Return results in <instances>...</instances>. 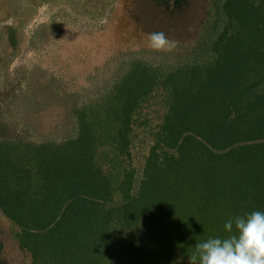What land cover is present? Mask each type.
Listing matches in <instances>:
<instances>
[{"label": "trees", "instance_id": "obj_1", "mask_svg": "<svg viewBox=\"0 0 264 264\" xmlns=\"http://www.w3.org/2000/svg\"><path fill=\"white\" fill-rule=\"evenodd\" d=\"M211 11L194 45L130 61L76 109L74 137L33 143L0 118V213L31 264H189L264 211V0Z\"/></svg>", "mask_w": 264, "mask_h": 264}, {"label": "rangeland", "instance_id": "obj_2", "mask_svg": "<svg viewBox=\"0 0 264 264\" xmlns=\"http://www.w3.org/2000/svg\"><path fill=\"white\" fill-rule=\"evenodd\" d=\"M0 0V118L33 143L77 133L76 109L99 99L130 61L162 65L161 56L194 45L211 20V0ZM176 41L149 47L150 33ZM157 108L148 119L158 122ZM143 129L137 131L142 133ZM134 165L147 152L136 144ZM0 213V264H31Z\"/></svg>", "mask_w": 264, "mask_h": 264}, {"label": "clouds", "instance_id": "obj_3", "mask_svg": "<svg viewBox=\"0 0 264 264\" xmlns=\"http://www.w3.org/2000/svg\"><path fill=\"white\" fill-rule=\"evenodd\" d=\"M156 52H171L176 41L163 32L148 37ZM224 237H210L195 244L189 264H264V211H252L229 219Z\"/></svg>", "mask_w": 264, "mask_h": 264}, {"label": "water", "instance_id": "obj_4", "mask_svg": "<svg viewBox=\"0 0 264 264\" xmlns=\"http://www.w3.org/2000/svg\"><path fill=\"white\" fill-rule=\"evenodd\" d=\"M185 0H175V2L173 3V8H179L184 4Z\"/></svg>", "mask_w": 264, "mask_h": 264}, {"label": "flooded vegetation", "instance_id": "obj_5", "mask_svg": "<svg viewBox=\"0 0 264 264\" xmlns=\"http://www.w3.org/2000/svg\"><path fill=\"white\" fill-rule=\"evenodd\" d=\"M165 2H166V5H168V4H173L174 2H175V0H165Z\"/></svg>", "mask_w": 264, "mask_h": 264}]
</instances>
